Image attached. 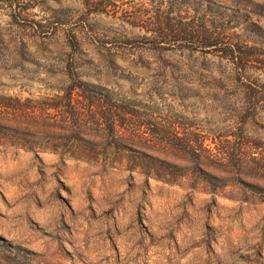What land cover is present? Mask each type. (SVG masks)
<instances>
[{
  "label": "rangeland",
  "instance_id": "rangeland-1",
  "mask_svg": "<svg viewBox=\"0 0 264 264\" xmlns=\"http://www.w3.org/2000/svg\"><path fill=\"white\" fill-rule=\"evenodd\" d=\"M0 264H264V0H0Z\"/></svg>",
  "mask_w": 264,
  "mask_h": 264
},
{
  "label": "trees",
  "instance_id": "trees-1",
  "mask_svg": "<svg viewBox=\"0 0 264 264\" xmlns=\"http://www.w3.org/2000/svg\"><path fill=\"white\" fill-rule=\"evenodd\" d=\"M72 46L73 47L79 46V41L76 37H73V39H72Z\"/></svg>",
  "mask_w": 264,
  "mask_h": 264
}]
</instances>
